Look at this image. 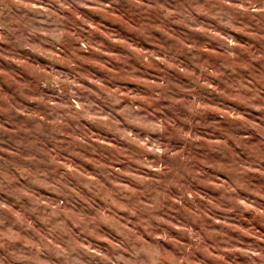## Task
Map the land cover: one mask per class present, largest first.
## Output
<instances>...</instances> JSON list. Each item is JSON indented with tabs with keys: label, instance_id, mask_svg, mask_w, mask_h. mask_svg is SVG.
Returning a JSON list of instances; mask_svg holds the SVG:
<instances>
[{
	"label": "clouds",
	"instance_id": "obj_1",
	"mask_svg": "<svg viewBox=\"0 0 264 264\" xmlns=\"http://www.w3.org/2000/svg\"><path fill=\"white\" fill-rule=\"evenodd\" d=\"M0 264H264V0H0Z\"/></svg>",
	"mask_w": 264,
	"mask_h": 264
}]
</instances>
